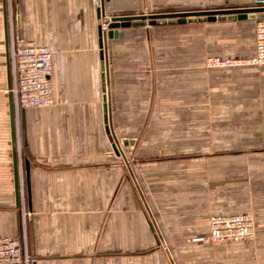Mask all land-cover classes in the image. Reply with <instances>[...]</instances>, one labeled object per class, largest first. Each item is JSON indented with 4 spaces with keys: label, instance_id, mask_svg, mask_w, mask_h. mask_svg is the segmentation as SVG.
<instances>
[{
    "label": "crops",
    "instance_id": "0c3cea01",
    "mask_svg": "<svg viewBox=\"0 0 264 264\" xmlns=\"http://www.w3.org/2000/svg\"><path fill=\"white\" fill-rule=\"evenodd\" d=\"M95 1L12 0L19 37L53 52L52 104L16 115L0 0V236L22 230L23 188L32 264H264V65H206L252 56L255 19L132 25L108 39L110 117L126 163L105 123ZM253 2L105 7L129 15ZM234 213L254 215V239L200 240L211 215Z\"/></svg>",
    "mask_w": 264,
    "mask_h": 264
},
{
    "label": "built area",
    "instance_id": "2783aa9c",
    "mask_svg": "<svg viewBox=\"0 0 264 264\" xmlns=\"http://www.w3.org/2000/svg\"><path fill=\"white\" fill-rule=\"evenodd\" d=\"M8 1L9 59L12 95L16 115L22 108L46 107L53 102L52 50L35 41L24 43L14 25L12 0ZM96 9L98 7L95 1ZM252 6L264 7V0H254ZM107 28V26H104ZM256 50L250 57H209L208 67L234 65H264V17L255 19ZM105 72V69L103 68ZM22 230L18 236H0V264H32L27 237V219L31 212L26 209L24 189L21 192ZM210 233L200 240L213 242L251 240L256 237L255 218L252 213L214 214L209 220Z\"/></svg>",
    "mask_w": 264,
    "mask_h": 264
},
{
    "label": "water",
    "instance_id": "95a60500",
    "mask_svg": "<svg viewBox=\"0 0 264 264\" xmlns=\"http://www.w3.org/2000/svg\"><path fill=\"white\" fill-rule=\"evenodd\" d=\"M106 1L108 0H96L98 5L97 15L101 19L99 25L100 34V56L103 61V68L105 72L102 75L103 79V99H104V111H105V123L108 133L112 134L115 140V146L119 150V154L123 156V159L128 163L125 152L120 144L118 137L113 129L110 107H109V55H108V39L118 37V29L120 27L129 26H144V25H156L164 23H184V22H196V21H223L227 19H241V18H260L264 17V7H229L221 9H205V10H193V11H178V12H165V13H138L129 15H108L106 12ZM4 5V20H5V36L7 46L9 45V32H8V1L3 0ZM107 26L108 30L104 28ZM8 73L11 83V71H10V59L8 57ZM11 103L13 110L12 95ZM126 143V142H125ZM15 161L17 164V152L15 148ZM25 170L28 185V198L30 200V187H29V171L30 162L25 160ZM131 171V169H130ZM132 172V171H131ZM133 173V172H132ZM18 175L16 174V180ZM18 193V184H17Z\"/></svg>",
    "mask_w": 264,
    "mask_h": 264
},
{
    "label": "rangeland",
    "instance_id": "374dc122",
    "mask_svg": "<svg viewBox=\"0 0 264 264\" xmlns=\"http://www.w3.org/2000/svg\"><path fill=\"white\" fill-rule=\"evenodd\" d=\"M254 27H255V25H254Z\"/></svg>",
    "mask_w": 264,
    "mask_h": 264
}]
</instances>
